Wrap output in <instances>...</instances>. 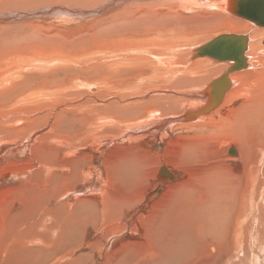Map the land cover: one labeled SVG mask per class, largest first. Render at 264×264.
<instances>
[{"label":"rangeland","instance_id":"rangeland-1","mask_svg":"<svg viewBox=\"0 0 264 264\" xmlns=\"http://www.w3.org/2000/svg\"><path fill=\"white\" fill-rule=\"evenodd\" d=\"M17 1L19 3L17 5L15 4L16 8H8V10L7 8H5V10L2 9L0 10V14H9L11 12V14L21 13L26 10L30 11L36 7H45L47 3L52 4L53 0H50L51 3L48 0L37 1L35 2L37 3L35 7L29 0ZM90 1L93 2L95 0ZM53 5L56 6L57 4L53 3L51 6ZM22 6L23 8L26 7V9H23ZM69 7L72 6L69 5ZM85 7L86 6H81L79 9ZM86 8L91 7L89 6ZM19 10L21 11L18 12ZM117 12H113L116 17L119 15ZM200 13H203V11ZM158 14L165 17L170 16V18H165L158 24L161 29V34L159 36H157L155 31L147 33L141 32L142 28L138 26L140 22L135 23L134 21L121 20L113 23V20L117 18H115V16L113 18V14L111 13L108 16H112V19H108L109 17L107 16H103L104 18L96 16L92 20L91 18L82 20L80 18L71 17L72 20L70 22H60L61 25L59 23L51 24V22L45 21L44 23L43 20L41 23L39 21L30 22L24 19L19 20V18H16L14 21L3 22L2 25L0 24V34L3 37L7 38L9 36V38H11L14 35L11 31L12 27H10L11 29L2 28V26L7 23L10 24V26L14 25L13 29L17 30L15 31V34H17L16 38L18 37L17 39L15 38L18 42L15 40V47L12 48L4 43V41H0V92L2 93L3 90H5V93L11 91V95L6 96L5 94L6 97H4L6 107L4 106L3 109L2 106H0V264H57L59 262V254L54 256L51 255L53 252L51 240L54 238L57 239L60 233L55 228L49 231L45 229L52 218H46L47 220L45 221H39V218L47 207L50 208V206L53 207L56 204L58 206L60 203L63 204V201L64 203H68L72 199V201H77L83 198L81 194H83L85 189L81 187L83 183L80 184L81 182H79L80 175L85 176L89 172L92 173L94 175L92 184H94L96 180L101 179L106 168L110 165H116L117 163L127 161H137L139 159V162H137L140 165L143 164V168L146 167L144 169L145 171L139 170L137 172L135 181L143 182L146 180L147 182L145 184H149L150 179L154 181L152 186L146 185L148 191L150 189L149 192L146 187V190H143L144 193L150 194L146 209H148V211H153L154 208L164 207V201L161 200V198L166 190V185L164 184L163 186V183L156 182L157 179L154 174L159 165H162L160 168H164L168 174L172 173L167 170L168 168L166 167V164L170 163L169 157L171 147L177 155H181L186 151L200 150L202 146L204 151L207 149L213 150L209 163L206 164V171H217V168L220 169L222 165L223 172H228L226 175H232L233 173V175L237 176L236 181L247 177L255 181V183H262L263 185L256 186L254 191L260 190L262 194H264V169L261 171L251 168V163L246 164L245 161H241L239 158V153L241 154L239 151L240 147L236 142L232 140H225L224 142L222 140H215V137L218 138L219 134H227L226 127L230 122L237 103H239L237 96H240L241 93L244 92L243 86L248 91L250 88H254L257 85L258 79L264 76V73L262 74L264 69L252 68L257 65L255 64L257 62L256 60L260 61L262 64L264 63V34L261 35L259 33L264 32V27L252 25V23L231 13L227 9H225L222 14L211 10L204 12L203 16L201 15L199 17H192L194 14L191 13H187L186 15L182 14L184 17L191 18L189 20L181 18V21L173 20L174 18L169 11L166 13L159 12ZM61 17L64 18V15H61ZM121 17L122 16H120V18ZM77 19H79L80 22ZM103 19L105 20L102 21ZM104 22H106V26ZM107 22L109 25L111 24V26H113L110 28ZM136 24L137 26H135ZM248 24L250 26L252 25V29H246V25ZM18 25L24 27L19 29L20 27H17ZM156 26L154 22H150L148 26H146V29ZM27 29H35L39 38L26 41L25 38L29 39V37L33 35V31L24 33ZM253 29H256L258 36H250V33L254 31ZM6 31H9L8 33L10 34L6 33ZM153 34H156V37H154L155 35ZM222 35L246 36L247 43L249 44L251 41L249 45L247 44L243 55L247 67L234 73L231 89L229 92L227 90L224 93L218 106L205 118L198 121H183L182 123H177L176 120L186 108L193 106L194 103L197 104L196 102L201 97L204 95L206 96L205 87L215 80V78L218 79L223 76L228 70L231 64L230 61H217L209 57L193 58L192 56L196 48ZM145 36L149 37L144 38ZM180 37L183 40H180ZM180 54L182 56L181 58H179ZM248 63H251V66H249ZM41 67V72H45L42 73L43 76L40 74L41 72H36V70ZM58 67L66 69V73L60 71L61 73L59 72L56 74L53 72L52 69ZM45 68L51 70V74L53 75L50 73L48 75V73L44 71ZM221 68H223V70L220 72L218 71L216 75L215 72H213L210 73L212 76H207L209 70ZM206 77L207 80L204 81ZM57 78L61 81H58ZM195 79H197L198 82L193 84ZM63 80L64 83H62ZM164 83H166L169 88H167ZM15 89L18 92H15ZM70 90L73 92H71L72 94ZM12 91L15 92V94ZM77 95L79 97H77ZM152 101L159 106L163 105V108H166V105L170 108L168 110H156L152 106ZM119 108L121 112L118 111ZM113 110L114 112L111 113ZM4 112H8V115L6 116ZM104 113H106V115H104ZM110 114L115 116L112 117ZM156 115H158V119H160L157 121L156 125L158 122L162 123L163 121L161 122V120L172 124H167L168 126L166 125L167 127L165 126V129L156 132L161 135L159 142L153 141V144H144L139 140H135V137L133 138L134 140L130 139V137H125L126 133L130 134V131L127 129L123 130L121 126L123 127L126 124L131 126L129 129L133 128L132 132L134 134L149 132L148 134L151 135L153 132L151 125L149 124L144 127L143 124L144 121L146 124V120ZM105 117H110V121ZM102 119L108 121L103 122L101 121ZM134 120H137V122H134ZM138 120L143 123H139ZM112 121H115V123L109 124V122ZM99 122H101L100 125H98ZM76 123H78V125ZM28 126H30L29 130L31 131L36 126H48L49 129L38 130L43 132L39 133L35 140L30 143L27 151L28 153H26V155L28 154L27 158L25 155H20L17 153L18 151H15V145H12V139L15 135H19L15 133L17 130ZM104 126L107 127L109 131H111L112 127L114 128L112 133L109 131H107V133H100V135L104 137L102 138L104 141L93 143L90 145L91 147L87 146L85 148L83 146V149H75L77 140L79 143L80 140L88 134L91 135L92 133H96V128L98 130L107 129ZM167 129H169V131ZM89 130L91 131L90 133L87 132ZM263 134L264 127H257V129L255 128L247 134V140L255 144L253 147L255 154L264 157ZM254 136L258 137L259 140L255 139ZM71 137L76 138L73 140ZM260 137H263V139ZM66 142L71 143L68 144ZM109 142L111 143L110 145ZM133 142H135V144ZM148 145H151L150 148ZM137 148L140 149V151H138ZM230 148H234L237 151V157L227 155V151ZM44 149H46V152H44ZM216 149L218 150L216 151ZM30 151L32 152L30 153ZM144 152H147V154ZM164 152L168 154L166 159L169 160L167 161H165V156L167 154L163 155ZM83 153H85V155ZM144 154H146V157ZM147 155H151L150 157H154L155 160ZM156 156L158 158H156ZM36 158H38V160H36ZM50 158L55 159L56 162ZM147 158L152 159L154 164H149L151 160ZM226 158L229 160H225ZM83 159L85 162L89 161L90 163L88 162L86 164L87 166L84 165ZM47 160L50 163H48ZM232 160L234 164L231 163ZM217 162L221 165H218ZM48 164H50V166ZM56 164L58 165L57 167ZM81 164H83L85 168L82 173H79L83 168ZM100 164L103 165L101 166ZM239 164L244 165H241L243 169ZM212 166L215 167L213 168ZM142 167L141 169H143ZM93 171H96L97 174ZM141 172L146 173L142 174ZM97 176H99V179ZM54 178L57 179V181H54ZM184 178L185 177H182V179ZM173 180L174 178L166 182L173 184ZM251 183L252 182L247 184ZM55 184L56 186H54ZM249 186L253 188L252 185ZM57 189H59V191ZM61 191L64 193L68 192L64 194L61 193ZM76 193H79V195ZM60 194H62V196ZM72 194H75L74 197L80 196V198H74ZM239 194L236 195L237 199H239ZM71 195L72 198L69 197ZM53 197V200L50 199ZM59 197H61L62 200ZM244 197L245 195L241 194V199H244ZM257 199L260 202L261 198ZM153 204L162 206H154ZM43 207H45V209ZM75 210H77V208H74L72 211ZM64 213L66 214V209ZM255 214L256 212H254V215ZM67 222L66 219L63 222L65 228ZM36 225L39 226L37 227ZM257 226V229L254 230V237L252 240L245 238L246 240L244 239L243 245L240 248L241 251L237 252V255L230 254L228 244L231 243L232 236L227 235V244L223 242L224 253L222 254L225 256L223 259L227 257H229V259L223 260V264H264V214L260 221H257ZM31 246L37 248L35 252ZM42 250H44V252ZM81 251L82 248H80L79 252ZM226 252L229 253L227 254ZM208 263L219 264L214 259L209 260Z\"/></svg>","mask_w":264,"mask_h":264},{"label":"bare ground","instance_id":"bare-ground-1","mask_svg":"<svg viewBox=\"0 0 264 264\" xmlns=\"http://www.w3.org/2000/svg\"><path fill=\"white\" fill-rule=\"evenodd\" d=\"M37 1H40V0H29V2L32 3L34 5V7L37 5V3H35ZM48 1H50V0H48ZM18 3L19 2L17 0H0V10H2V9L5 10V8H7V10H8V8H16L15 4L17 5ZM50 3H51V1H50ZM53 3H56L57 5L51 6ZM68 3H69V5H71L72 7H75V8L69 7ZM52 4L47 3V4H45L46 5L45 7H41V8L36 7L30 11L26 10L27 12L24 11L21 13H13V14H11L12 12L9 14H5V13L3 14L2 13V14H0V24L2 25L3 22L6 23L8 21H11V20L14 21L16 18H19V20L24 19V20H27L30 22L39 21L41 23L43 20V22L44 21L45 22H51V24L52 23H55V24L59 23L61 25L62 22H64V23L70 22L72 20L71 17L80 18L82 20L91 18V20H92L96 16H101V18L103 16L104 17L107 16V17H109L108 19H110L112 16H113V18L115 16L113 12L118 11L117 13H119V15H117L118 17L115 16V18H117V19H114L113 23L119 22L121 20H123V21H134L135 23L140 22V24L138 26L142 28L141 32L147 33L150 31H155L157 36H159L161 34V29L159 28L158 24L161 21H163L165 18H170V16L165 17V16L159 15L158 14L159 12H165L166 13L167 11H169V12H171L172 17L174 18L173 20L181 21V18L182 19H188V20L191 18V17H184L182 14L186 15L187 13H191V14H194V16H192V17H199L201 15L203 16L204 12H208L211 10H214L215 12H220V14L224 13L225 9H227L231 13L233 10V0H95L93 2H91L90 0H53ZM81 6H86V7L90 6L91 8L85 7V8L79 9ZM77 7H78V9H77ZM22 8H23V6H22ZM23 9H26V7ZM21 10H19L18 12H20ZM202 11H203V13H200ZM110 13L113 14L111 17L108 16ZM61 15H64V18L61 17ZM120 16H122V17L120 18ZM77 20H79V19H77ZM104 20L105 19H103L102 21H104ZM87 21H89V20H87ZM99 21H101V20H99ZM79 22H80V20H79ZM150 22H154L157 26L146 29V26H148V23H150ZM64 23H63V25H64ZM105 23L106 22H104V25L106 26ZM107 24H108V22H107ZM6 25L2 26V28L12 27V29H13L14 25L10 26V24H8V23ZM252 25L258 26L256 24H252ZM27 26H30V25H27ZM109 26L111 28L113 25L111 26V24H110ZM132 26H134V25H132ZM135 26H137V24ZM251 26L249 24L246 25V29H248V30L252 29ZM17 27H20L19 29H21L24 26L18 25ZM12 29H11V31H12V33H14V35L11 37L12 39L9 38V36L6 38L0 34V41H4V43L8 44L9 47H11V48L15 47V40L18 38V37L16 38L17 34H15V31H17V30L13 29L14 30L13 31ZM50 29H52V28H50ZM6 30H8V29H6ZM253 30L255 32L252 31L250 33V36L251 37L252 36L253 37L258 36V33H256V29H253ZM32 31H33V35H31L29 37V39L25 38L26 41L27 40L28 41L33 40L34 38L35 39L39 38L35 29H27L26 31H24V33L25 32L29 33ZM8 32L9 31H6V33H8ZM22 33H23V31H22ZM259 33L261 35L264 34V32H259ZM8 34H10V33H8ZM156 34H153V35H155L154 37H156ZM148 37L149 36H147V37L145 36L144 38H148ZM142 38H140V39H142ZM179 39L183 40V39H181V37ZM16 41L18 42V40H16ZM250 42H249V44H250ZM247 44L248 43H247V38H246L245 49L247 47ZM251 44H253V43H251ZM250 47H251V45H250ZM199 48H203V46L196 48V50L193 51V52H195L194 54L191 52L193 54L192 55L193 58L209 57L207 55H204V56L198 55ZM243 55H244V53H243ZM181 57L182 56L180 54L179 58H181ZM209 58H213V57H209ZM243 58H244V56H243ZM214 59H216L217 61H230L231 64H230L229 68L232 66V64H234V62L232 60L221 59V58H218V59L214 58ZM256 61L257 62L255 64H257V65H255L252 68L264 69V63L262 64L260 61H258V60H256ZM251 63H248L249 66H251ZM134 67H136V66H134ZM220 67H223V66H220ZM245 67H247V64H246V60L244 58V66L241 67L240 69L245 68ZM47 68H45L44 71H46L49 75V73L51 74L52 72H51V70H47ZM229 68H228V70H229ZM41 69H42V67L40 69H37L36 72L37 71L41 72L42 71ZM240 69L232 71V72H228V70H227L226 73L223 75L228 80L227 86L223 83H219L220 86L221 85L226 86L225 90L223 92V95L227 90L229 92V90L231 89L232 84H233V80H234L233 76L235 75L234 73H236V71H241ZM52 70L56 74H58L60 71L66 73V69H64L63 67H58V68H55ZM222 70H223V68L209 70L207 73V76H212V75H210V73H213V72H215V75H216V73H218V71L220 72ZM42 73H45V72L40 73L43 76ZM263 73L264 72H262V74ZM51 75H53V74H51ZM221 77L218 79H221ZM218 79L215 78V80H213L210 84H212L214 81H216ZM50 80H52V79H50ZM205 80H207V77L204 79V81ZM58 81H61V80L58 79ZM167 81H169V80H167ZM167 81H166V83H167ZM196 82H198L197 79H195L193 81V84H195ZM243 82H244V80H243ZM62 83H64V80ZM166 83H164V84L166 85ZM52 84H54V83H52ZM158 84H160V83H158ZM162 85H161V88H162ZM209 85H207L205 87L206 96L204 95L203 97H201L200 99H202V100L199 99L196 102L197 104L194 103L193 106L186 108L183 111V113L176 120L177 123H182L183 121L184 122L198 121L202 118H205L212 110H214L218 106V104L221 102L222 97L218 103H214L212 100V94L210 92H208V89H207ZM13 86H15V85H13ZM166 86H167V88H169L168 85H166ZM243 89H244V92H242L240 96H237L238 97L237 99H239V103H237L236 108L234 110V113L231 116L230 122L228 123V125L226 127L227 134L226 135L219 134L218 135L219 137L218 138L215 137V140H222L223 142L225 140H232V141L236 142L240 147V150H239L241 152V154L239 153L240 160L245 161L246 164L251 163V168H255V169L263 171L262 169H264V157L255 154V152L253 150V147L255 144L253 142L247 140V134L249 132H251L253 129H255V128L257 129V127H264V76L261 77V79H258L257 85L254 88H250L247 91L246 88L243 86ZM7 90H8V88H7ZM214 90H216V88ZM15 92H18V91L15 89ZM15 92H13V93L15 94ZM71 92L72 91L70 90V93ZM148 92H149V90H148ZM106 93H107V91H106ZM5 94H6V96L11 95V91H7L5 93V90H3L2 93L0 92V106H2L3 109H4V106L6 103L5 99H4V97H6ZM203 94H204V91H203ZM77 97H79V96L77 95ZM154 101H155V99H154ZM53 102H54V100H53ZM152 103H153V105L152 104L151 105L156 110H159V109L160 110H168L170 108V107H168V105H166V108H163V105L159 106L157 103L154 104L153 101H152ZM151 105H148V106H151ZM71 108H73V107H71ZM3 109H1V110H3ZM116 109H117V107H116ZM118 111L121 112V109L119 108ZM113 112H114V110L111 113H113ZM122 112H123V108H122ZM102 113H103V111H102ZM1 115H4V114H1ZM5 115L7 116L8 112L5 113ZM104 115H106V113H104ZM104 115H103V118H104ZM110 115L112 117L115 116L113 114H110ZM158 117L159 116L156 115V116H153L149 119L147 118L148 120L145 119L147 122L146 124L144 121V124H143L144 127H146L149 124L151 125V128L153 130L151 135L148 134L149 132L148 133L143 132L140 134H136V133L134 134L132 132L133 128L129 129V128H131V126H129L128 124L124 125L123 127L121 126V128H123V130L127 129L130 131V134L126 133L125 137H130V139H133L135 137L136 138L135 140H137V141L139 140L141 143H144V144L152 143L153 144L154 142H159L160 138H161V135H159L156 132L162 131L163 129H165V126L167 124L172 125L171 123L164 122V120H161V122L162 121L163 122L162 123L158 122V124L156 125L157 121L160 120V119H158ZM109 118H106V119H108L110 121ZM138 119H140V118H138ZM108 120L102 119L101 121L107 122ZM111 120H115V119H111ZM135 121L137 122V120H134V122ZM138 121H139V123H143V122H140V120H138ZM57 122H59V121H57ZM113 122L115 123V121H112V122H109V124H111ZM127 122H130V121H127ZM67 123H68V120H67ZM93 123H95V122H93ZM100 123L101 122H99L98 125H100ZM57 124H59V123H57ZM69 124H70V120H69ZM76 124L78 125V123H76ZM43 126H44V124H43ZM43 126L42 127L36 126L35 128L32 129V131L29 130L30 126L23 127L22 129L17 130L15 133L19 134V135H15V137L12 139V145H15V151H18L17 153H19L20 155H25L27 157L28 154L26 155V153H28L27 151L29 149L30 143L35 140L36 136L39 133L43 132V131H38V130H40V129L45 130L46 128H48V126L47 127H43ZM61 127H62V125H61ZM105 128H107V127H105ZM60 129L63 130L62 128H60ZM107 129L98 130L96 128L95 129L96 133H92L91 135L86 134L87 136L83 137L79 143H78V140H77L78 137H77V139H76L77 140V146L75 147V149L76 148L81 149L83 146L85 148L87 146L91 147L90 145L93 143H96L98 141L100 143L101 141H104L102 139L104 137L101 136L100 133H103V132L107 133V131H109V129L108 130ZM113 129L114 128L112 127L111 131H109V132L112 133ZM136 129H135V131H136ZM169 129H167V130L169 131ZM34 130H37L38 132L34 131ZM87 132L90 133L91 131L89 130ZM166 134H167V131H166ZM73 135H75V134H73ZM111 135H110V137H111ZM158 135H159V138H158ZM71 138H73V137H71ZM75 138H73V140H75ZM260 138L263 139V137H260ZM255 139L259 140L258 137H255ZM193 140H195V139H193ZM252 141H253V138H252ZM107 142H108V140H107ZM135 142H133V143L135 144ZM66 143H68V142H66ZM70 143H68V144H70ZM117 143H118V141H117ZM129 143H131V142H129ZM110 144L111 143L109 142V145ZM139 144H137V145L140 146ZM197 144H199V143H197ZM122 145H124V144H122ZM150 146H149V148H150ZM89 147H88V149H89ZM202 147L200 150L186 151V152H183L182 154L180 153L181 155H179V154L177 155V153L171 147L170 157H169L170 160L166 159L168 154L164 152L163 155L167 154L165 156V161H167V160L170 161V163L166 164V167L168 168L167 170H169L172 173L168 174V172L164 168H160V166H162V165H159V167L157 168V171L154 174L156 176V179H157L156 182L158 181V183H163V186L165 184L166 190L164 191L163 197L161 196L162 197L161 200L164 201V204H163L164 207L154 208L153 211L152 210L148 211V209H146L147 208L146 204L149 200L150 194L143 192L146 185L152 186V183H154L153 179L151 180L149 178L150 179L149 184L148 183L145 184L147 182L146 180L145 181L142 180L143 182L135 181L137 172L139 170L143 171L146 167L145 166L143 168L142 167L143 164L140 165L138 163L139 159L137 160L138 162L137 161H131V162L127 161V162L117 163L116 165H113V164L110 165L109 167L106 168V171L101 176V179H99V176H97V178L99 180H96L95 183L93 182L94 184H92V181H93L92 179L94 177V175L92 173L89 172L86 175L84 174L85 176L80 175L81 177H80L79 182H81L80 184L83 183V185L82 186L79 185V186H81L85 189L83 194H81V196L83 198H81L77 201L76 200L72 201L73 200L72 199L68 203H64V201H63V204L60 203L61 202L60 201L59 203L61 205L59 204L57 206V204H56L53 207L52 206H50V208L47 207V209H45V207H43L45 209L43 212L44 214L42 213L41 217L39 218V221H45V220H47L46 218H52L53 221H52V219H50V223L48 226H46L45 229L47 231H49L50 229L55 228L60 233V236H58L57 239L54 238L51 240V246L53 248V252L51 255L54 256V255L59 254L60 260L57 264H209L208 261L211 259H214L219 264L220 263L223 264V262H224L223 260L229 259V257H227L226 259H223L225 256H223L224 254H222V253H224L223 252V246H224L223 242L226 243L227 235L232 236L231 237L232 241L230 244H228L230 254L231 255H234V254L237 255V252L241 251L240 248L243 245L244 239L249 238L250 240H252V238L254 237V230H256L258 227L257 221H260V219L262 218V216L264 214V204H263L264 203V194H262V192L260 190L254 191V188L256 186H262L263 184L260 182L255 183V181H252L251 179H249L247 177H245L244 179L236 181L237 176L233 175V173H232V175H226V174H228V172H226V173L223 172V167L218 162H217V164L218 165L220 164L222 169L217 168V171H209L207 169L208 171H206L205 167H206V164L209 163V159H210L211 154L213 153V150L207 149L206 151H204L202 149ZM208 147H209V145H208ZM45 150L46 149H44V152H46ZM217 150L218 149H216V151ZM106 151H108V150H106ZM138 151H140V149H138ZM31 152L32 151H30V153ZM84 152H85V150H84ZM93 152H94V150H93ZM144 153L147 154V152H144ZM45 154H47V153H45ZM83 154L85 155V153H83ZM146 154H144L145 157H146ZM144 155H143V157H144ZM227 155H229V156L232 155V157H237L238 153L234 148H230L227 151ZM88 156H90V155H88ZM147 156H149V155H147ZM69 158H71V157H69ZM82 158H84V157H82ZM150 158H152V157H150ZM150 158L149 159L147 158L148 160H151L149 162V164L154 162V161H152V159L154 157L152 159H150ZM156 158H158V157L156 156ZM159 158H161V157H159ZM36 160H38V158H36ZM51 160H55V159H51ZM144 160H145V158H144ZM154 160H155V158H154ZM225 160H227V158ZM142 161H143V159H142ZM145 161H144V163H145ZM160 161H159V163H160ZM215 161H217V160H215ZM55 162H56V160H55ZM88 162L89 161H87V162H85V160L83 161L84 165H86ZM118 162H120V161H118ZM48 163H50V162L48 161ZM92 163H93V161H92ZM156 163H157V159H156ZM231 163H233V160ZM222 164H224V163H222ZM228 164H229V162H228ZM48 165L50 166V164H48ZM62 165H64V164H62ZM81 165L83 167V164H81ZM224 165H226V164H224ZM41 166H44V165L42 164ZM57 166L58 165L56 164V167ZM151 166H152V164H151ZM242 166H244V165H242ZM141 167L143 169H141ZM212 167L214 168L215 166H212ZM217 167H219V166H217ZM84 168L85 167H83L79 173H82ZM159 168H160V170H159ZM162 169L165 171L164 173L162 172ZM242 169H243V167H242ZM93 170H94V167H93ZM146 170H148V169H146ZM158 170H159V172H158ZM45 171H47V170H45ZM40 172H41V170H40ZM93 172L95 174H97L96 171H93ZM141 173L143 174L146 172H141ZM55 176L58 177L57 175H55ZM55 176H52V177H55ZM182 177H185V178L182 179ZM168 178L169 179L174 178V180H173L174 183L171 184V183L166 182L167 180H169ZM138 179H140V178H138ZM58 180H59V178H58ZM54 181H57V179H55ZM64 182H66V181H64ZM67 182H68V180H67ZM250 182H252V183L247 184ZM155 184H157V183H155ZM155 184H154V186H155ZM71 185H72V183H71ZM73 185H74V183H73ZM249 185H252L253 188H250ZM54 186H56V184ZM64 186H65V184H64ZM52 189H54V188H52ZM57 190L59 191V189H57ZM57 190H56V192H57ZM147 191H148V188H147ZM149 191H150V189H149ZM61 193H64V192L61 191ZM66 193H64V194H66ZM237 194H239V199L236 198ZM241 194L245 195L244 199H241ZM60 195L62 196V194H60ZM67 195H66V197H67ZM72 195L74 197L75 194H72ZM72 195L69 197L72 198ZM77 195H79V193ZM13 197H14V195H13ZM66 197H64V198L67 199ZM77 197L80 198V196H77ZM77 197H74V198H77ZM59 198H61V197H59ZM59 198H57V199H59ZM257 198H261L260 202ZM50 199L53 200L54 197L50 198ZM15 200H16V198H15ZM61 200H62V198H61ZM13 202H14V200H13ZM56 203H57V200H56ZM154 206H162V205L156 204ZM15 207H16V205H15ZM74 208H77V210L72 211ZM65 209H66V214L64 213ZM254 212H256L255 215H254ZM37 214H39V213H37ZM65 219L68 221L66 228H65V225L63 224ZM81 236H82V240H81ZM50 237H52V236H50ZM227 242H228V240H227ZM31 247L35 252V249H37V248H34L35 246H31ZM80 248H82L81 252H79ZM42 251L44 252V250H42ZM36 252H37V250H36ZM47 257H48V255H47ZM62 259H65V260H62Z\"/></svg>","mask_w":264,"mask_h":264},{"label":"water","instance_id":"water-1","mask_svg":"<svg viewBox=\"0 0 264 264\" xmlns=\"http://www.w3.org/2000/svg\"><path fill=\"white\" fill-rule=\"evenodd\" d=\"M232 13L252 24L264 27V0H233ZM245 42L246 37L244 36L222 35L204 44L203 48H199L198 55L232 60L234 64L228 70V72H232L244 66ZM219 83L227 86L228 80L222 76L207 88L208 92L212 94L214 103L219 102L226 87L220 86ZM215 88L216 90H214ZM162 172L165 171L162 169Z\"/></svg>","mask_w":264,"mask_h":264}]
</instances>
